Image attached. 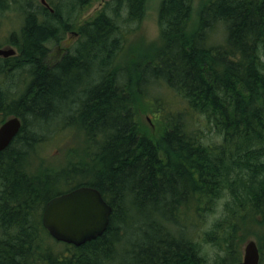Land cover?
<instances>
[{
	"label": "trees",
	"instance_id": "obj_1",
	"mask_svg": "<svg viewBox=\"0 0 264 264\" xmlns=\"http://www.w3.org/2000/svg\"><path fill=\"white\" fill-rule=\"evenodd\" d=\"M17 1L0 0V13ZM30 1L9 36L16 54L0 57V124L6 116L22 121L0 151V264H204L202 240L224 251L215 264L240 260L237 217L249 211L264 221V0H207L193 27L191 0H161V46L132 73L113 60L145 0L105 2L55 62L47 44L91 0ZM222 29L219 41L213 34ZM19 67L31 81L13 97L2 74ZM156 86L172 87L185 104L172 112L155 94L165 121L148 135L134 100ZM74 125L85 133L83 155L58 169H27L32 148ZM210 135L220 141L207 143ZM82 185L97 188L112 210L100 236L74 246L53 239L41 213L49 198ZM224 188L231 196L225 214L207 227Z\"/></svg>",
	"mask_w": 264,
	"mask_h": 264
},
{
	"label": "rangeland",
	"instance_id": "obj_2",
	"mask_svg": "<svg viewBox=\"0 0 264 264\" xmlns=\"http://www.w3.org/2000/svg\"><path fill=\"white\" fill-rule=\"evenodd\" d=\"M19 1L20 2L22 1V4L18 3L17 1L15 4H12L10 8L2 12L1 13L2 15L0 14V48H9V47L15 48L14 55L16 54L17 49L13 45V43L9 40V36L11 33L18 31V29L22 25V9L20 6L25 4V0H19ZM33 1L35 3L36 1H40V0H33ZM46 1L54 2L55 0H46ZM107 1H111V0H91L90 4L80 14L76 13L73 27L71 29L65 30L62 33L60 40L50 41V44L49 45L47 44L48 57H49L48 59L50 61L55 62L60 60V56L67 53L70 50V48L75 46V44L80 40V35L78 33V30L81 23L93 17L96 13H98L102 8V6ZM206 1L207 0H191L192 10L190 15L189 25L191 24L192 27L196 23L197 13L199 12L200 7ZM57 2L58 0H56L54 4H57ZM160 2L161 0H145L143 13L140 19L138 21H131L132 22V23L130 22L131 24L129 23V30L126 31L124 45L113 60L114 65H116L120 71H123L125 73H127L128 71L130 73L134 72L136 67L135 68H130V67L134 65H137L138 67L143 66L142 65L143 60L145 58H148V60L151 59L154 56V52H156L158 48L161 46L162 40L160 37V31H159L158 19H157ZM121 13L123 14V16L125 15L124 12ZM213 36L214 38H217L219 41H222L224 37L223 29L219 31V34L216 33L213 34ZM62 51H64V53H62ZM23 70L24 68L19 67L14 69L13 70L14 72L12 71L13 74L12 73H9L8 75L6 73L2 74V80L6 79L5 81L6 87L4 86L5 90L7 91V93L13 92L14 94L13 97L15 96L17 97L18 95H20L24 91L25 87L28 86L27 84L30 83L31 81V77L29 73ZM151 88L152 90L150 89L151 91H149L148 95L137 96V98L134 100L136 102L134 108L136 111V118L141 123L143 130L148 135H155L161 129L165 121V116L160 112V109L158 111V103L155 94L159 93L161 96H163L164 99L163 101L160 102V104H162L166 108V110H171L172 112L174 110L180 109V107L182 108L185 102L181 97H179L177 94H175L171 89L167 87L166 89L160 88L159 86H156V88L155 87H151ZM192 119L196 121L198 117L194 114L192 115ZM64 121L65 118L62 117L61 122L64 123ZM75 127L76 125H74L73 128L62 127L55 129L50 134V137L47 140L42 141L40 144L36 146V148H32L31 149L32 152L30 153V158L28 160L27 169H29L30 166L31 168L29 170L30 171L32 170L34 172L40 168H43L44 170H48L46 168H50L52 170L58 169V167L60 168L62 165H64L68 157H71L72 155L77 153H79V155L80 154L83 155L86 149V139L83 138L84 133L81 131L82 129H80L79 125L78 127L76 128ZM219 141H220V137L217 135H210L206 138L207 143H218ZM30 162L33 164L31 165ZM65 188L66 187H63L62 184L61 186L60 185L57 186V189H65ZM226 192L229 191L224 190V192L221 194L222 197L217 198L216 212L212 215V218L211 215L209 214H208L209 216L207 215L206 219L209 221V223L211 219L217 218L218 216L222 217V215L225 214L224 204H223V212L219 211V201L221 199H224L225 201H228V199L230 200L231 196L229 193ZM249 213H250L249 211H245L241 213L240 216L237 217V222L240 225H242V228L238 230L240 232L236 233L237 234L236 245L239 246V249L241 251L240 256L242 257V247L244 243L248 239L256 240V243L259 247V251L262 254L259 264H264V233H263L264 221L262 223L255 222L254 217ZM249 215L253 219L252 221ZM209 223L206 224L207 227L209 226ZM251 225L253 226L252 227L253 231L250 229ZM129 230L130 228L128 227V231H127L128 236H129ZM260 231H262L263 235H261ZM197 240H202V239L201 237H198ZM201 248L206 255L205 256L206 260L204 264H215L216 263L215 261H218L225 254L224 251L218 248L216 245L210 242H204L203 240L201 241Z\"/></svg>",
	"mask_w": 264,
	"mask_h": 264
},
{
	"label": "water",
	"instance_id": "obj_3",
	"mask_svg": "<svg viewBox=\"0 0 264 264\" xmlns=\"http://www.w3.org/2000/svg\"><path fill=\"white\" fill-rule=\"evenodd\" d=\"M14 53L12 47L0 48L1 56ZM21 125L17 116H10L0 124V151L10 143ZM111 210L97 188L82 185L49 198L43 206L41 222L53 239L79 246L104 232ZM258 263V245L254 239H248L242 247L241 259L230 264Z\"/></svg>",
	"mask_w": 264,
	"mask_h": 264
},
{
	"label": "bare ground",
	"instance_id": "obj_4",
	"mask_svg": "<svg viewBox=\"0 0 264 264\" xmlns=\"http://www.w3.org/2000/svg\"><path fill=\"white\" fill-rule=\"evenodd\" d=\"M15 1H16V0H15ZM29 1H30V0H29ZM10 2H11V1H10ZM30 2H32V1H30ZM13 3H14V2H13ZM18 3H21V4H22V1L20 2V1L18 0ZM36 3H37V2H35V5H38V4H36ZM10 4H11V3H10ZM14 4H15V3H14ZM45 4H46V3H45ZM32 5H33V3H32ZM46 5H47V4H46ZM16 7H17V5H16ZM40 7H41V6H40ZM40 7H39V8H40ZM19 8H20V7H19ZM37 8H38V7H37ZM31 9H32V7H31ZM31 9H30V10H31ZM25 10H26V8H25ZM38 10H39V9H38ZM28 11H29V10H28ZM52 12H53V11H52ZM52 12H51V13H52ZM61 13H62V12H61ZM110 13H111V12H110ZM144 13H145V12H144ZM0 14H1V13H0ZM1 15H2V14H1ZM109 15H111V14H109ZM143 15H144V14H143ZM122 16H123V15H122ZM43 17H45V16H43ZM60 19H61V18H60ZM47 20H48V19H47ZM116 20H117V19H116ZM51 22H52V21H51ZM76 22H77V21H76ZM67 23H68V22H67ZM128 23H130V22H128ZM128 23H127V24H128ZM131 23H132V22H131ZM131 23H130V24H131ZM52 25H53V24H52ZM21 26H22V25H21ZM54 26H56V24H55ZM75 26H76V25H75ZM124 26H125V25H124ZM58 27H59V26H58ZM59 28H60V27H59ZM59 28H57V29H59ZM75 28H77V27H75ZM18 30H19V29H18ZM60 30H61V29H60ZM60 30H59V31H60ZM59 31L57 30V32H59ZM15 32H16V31H15ZM15 32H14V33H15ZM17 33H18V32H16L15 34H17ZM71 33H72V32H71ZM76 35H77V34H76ZM114 35H115V34H114ZM7 39H8V38H7ZM8 41H9V40H8ZM47 58H48V57H47ZM43 60H44V59H43ZM45 63H46V62H45ZM23 67H24V66H23ZM24 68H25V67H24ZM136 68H137V67H136ZM139 69H140V68H139ZM19 71H20V70H19ZM140 71H141V70H140ZM13 72H14V71H13ZM13 72H11V73L13 74ZM6 74H7V73H6ZM15 76H16V75H15ZM29 78H30V77H29ZM5 80H6V79H5ZM2 81H3V80H2ZM24 84H27V83H24ZM3 85H4V83H3ZM26 86H27V85H26ZM5 87H6V86H5ZM5 87H4V88H5ZM169 88H172V87H169ZM6 89H7V88H6ZM9 89H10V88H9ZM9 89H8V90H9ZM159 96H160V95H159ZM184 108H185V107H184ZM65 113H66V112H65ZM69 113H70V112H69ZM66 115H67V114H66ZM66 115H65V116H66ZM80 120H81V119H80ZM187 120H188V119H187ZM76 122H77V121H76ZM81 123H82V122H81ZM75 128H76V127H75ZM75 128H74V129H75ZM80 129H81V128H80ZM30 130H31V129H30ZM81 131H82V130H81ZM82 132H83V131H82ZM84 134H85V133H84ZM188 135H189V134H188ZM202 137H203V135H202ZM83 138H85V137H83ZM202 141H203V140H202ZM205 141H206V140H205ZM84 142H85V141H84ZM199 144H200V143H199ZM213 144H214V143H213ZM87 145H88V144H87ZM82 146H83V145H82ZM88 146H89V145H88ZM226 146H227V145H226ZM89 147H90V146H89ZM199 147H200V145H199ZM262 147H263V146H262ZM83 148H84V147H83ZM88 149H90V148H88ZM211 149H212V148H211ZM256 149H257V148H256ZM83 150H84V149H83ZM91 150H92V149H91ZM91 150H90V151H91ZM1 151H2V150H1ZM78 151H79V150H78ZM87 152H88V151H87ZM78 154H79V153H78ZM218 155H219V154H218ZM29 157H30V156H29ZM232 157H233V156H232ZM260 157H261V156H259V158H260ZM262 157H263V156H262ZM24 158H25V157H24ZM25 159H27V158H25ZM27 160H28V159H27ZM31 161H33V160H31ZM262 161H263V159H262ZM22 162H23V161H22ZM26 162H27V161H26ZM26 162H25V163H26ZM34 162H35V160H34ZM260 162H261V161H260ZM27 163H28V162H27ZM27 163H26V164H27ZM30 163H31V162H30ZM23 164H24V163H23ZM23 164H22V165H23ZM32 164H33V163H31V165H32ZM221 164H222V163H221ZM224 164H225V163H224ZM263 164H264V163H262V165H263ZM173 165H174V164H173ZM28 168H29V167H28ZM30 168H31V166H30ZM30 168H29V169H30ZM233 178H234V177H233ZM229 179H230V178H229ZM232 180H233V179H232ZM234 180H235V179H234ZM235 181L237 182L238 180H235ZM228 182H229V181H228ZM229 183H230V182H229ZM224 186H225V184H224ZM226 186H227V185H226ZM226 186H225V187H226ZM236 187H237V186H236ZM222 189H223V188H222ZM224 190H226V189L224 188ZM226 193H228V192H226ZM226 195H227V194H226ZM215 197H216V196H215ZM219 197H222V196H219ZM223 197H224V196H223ZM197 198H198V197H197ZM180 199H181V198H180ZM208 199H209V198H208ZM210 199H211V198H210ZM212 199H213V198H212ZM105 200H106V199H105ZM204 200H205V199H204ZM213 200H215V199H213ZM228 200H229V199H228ZM229 201H230V200H229ZM201 202H202V201H201ZM203 202H205V201H203ZM189 203H190V202H189ZM211 203H213V202H211ZM227 203H228V202H227ZM232 203H233V202H232ZM202 204H203V203H202ZM207 205H208V204H207ZM213 206H214V205H213ZM226 206H227V205H226ZM183 207H184V206H183ZM200 207H202V206H200ZM207 207H208V206H207ZM213 208H214V207H213ZM247 208H248V207H247ZM200 209H201V208H200ZM208 209H209V208H208ZM210 210H211V209H210ZM212 211H213V210H212ZM212 211H211V212H212ZM202 214H203V213H202ZM249 214H250V213H249ZM192 215H193V214H192ZM204 215H205V213H204ZM238 215H239V214H238ZM208 216H209V215H208ZM211 216H212V215H211ZM222 216H223V215H222ZM249 216H250V215H249ZM254 216H255V215H254ZM256 216H257V215H256ZM182 217H183V216H182ZM234 218H235V217H234ZM250 218H251V216H250ZM214 219H216V218H213V220H214ZM213 220H212V222H213ZM220 220H222V219H220ZM252 220H253V219L251 218V221H252ZM198 221H199V220H198ZM232 221H233V220H232ZM234 221H235V220H234ZM244 221H245V220H244ZM249 221H250V220H249ZM251 221H250V222H251ZM235 222H237V221H235ZM250 222H249V223H250ZM197 223H198V222H197ZM203 223H205V222H203ZM210 223H211V222H210ZM210 223H209V224H210ZM215 223H216V222H215ZM233 223H234V222H233ZM249 223H248V224H249ZM41 224H42V223H41ZM213 224H214V222H213ZM217 224H218V221H217ZM244 224H245V223H244ZM210 225H211V224H210ZM223 225H224V224H223ZM226 225H227V224H226ZM245 225H246V224H245ZM249 225H250V224H249ZM252 225H253V223H252ZM252 225H251V228H250L251 230H252V227H253ZM218 226H219V225H218ZM230 226H231V225H230ZM188 227H189V226H188ZM208 227H209V226H208ZM246 227H247V226H246ZM248 228H249V227H248ZM248 228H247V229H248ZM179 229H180V228H179ZM202 229H203V228H202ZM217 229H218V228H217ZM250 229H249V230H250ZM186 230H187V229H186ZM243 231H244V230H243ZM252 231H253V230H252ZM217 232H218V231H217ZM227 232H228V230H227ZM232 232H234V231H232ZM238 232H240V231H238ZM248 232H249V231H248ZM260 232H261V235H263V234H262V231H260ZM188 233H189V232H188ZM254 233H255V232H254ZM263 233H264V232H263ZM223 234H224V233H223ZM229 234H230V233H229ZM239 234H241V233H239ZM245 234H246V233H245ZM187 235H188V234H187ZM217 235L219 236L220 234H217ZM246 235H247V234H246ZM258 235H259V234H258ZM223 236H224V235H223ZM233 236H234V235H233ZM244 236H245V235H244ZM244 236H243V237H244ZM249 236H250V234H249ZM226 237H227V236H226ZM226 237H225V238H226ZM254 237H255V236H254ZM223 238H224V237H223ZM244 238H245V237H244ZM246 238H247V236H246ZM226 239H227V238H226ZM256 239H257V238H256ZM227 240H228V239H227ZM234 240H235V239H234ZM255 241H256V240H255ZM62 244H63V243H62ZM229 244H230V243H229ZM55 245H56V243H55ZM58 245H59V243H58ZM59 246L61 247V245H59ZM57 247H58V246L53 247V250H54V248L57 249ZM62 247H63V246H62ZM58 248H59V247H58ZM60 249H61V248H60ZM58 250H59V249H58Z\"/></svg>",
	"mask_w": 264,
	"mask_h": 264
},
{
	"label": "clouds",
	"instance_id": "obj_5",
	"mask_svg": "<svg viewBox=\"0 0 264 264\" xmlns=\"http://www.w3.org/2000/svg\"><path fill=\"white\" fill-rule=\"evenodd\" d=\"M225 202H226V201H225L224 199H221V200L219 201V211H220V212H223V204H224ZM217 218L219 219V218H222V217L218 216Z\"/></svg>",
	"mask_w": 264,
	"mask_h": 264
},
{
	"label": "flooded vegetation",
	"instance_id": "obj_6",
	"mask_svg": "<svg viewBox=\"0 0 264 264\" xmlns=\"http://www.w3.org/2000/svg\"><path fill=\"white\" fill-rule=\"evenodd\" d=\"M62 53H64V51H62ZM62 56H60V58H61Z\"/></svg>",
	"mask_w": 264,
	"mask_h": 264
}]
</instances>
